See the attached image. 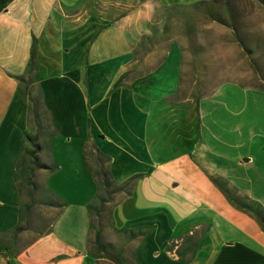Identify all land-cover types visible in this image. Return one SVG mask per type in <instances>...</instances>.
<instances>
[{"label": "crops", "instance_id": "1", "mask_svg": "<svg viewBox=\"0 0 264 264\" xmlns=\"http://www.w3.org/2000/svg\"><path fill=\"white\" fill-rule=\"evenodd\" d=\"M143 1L0 0V264H117L99 254L98 229L123 264H264V226L255 215L264 214V26L263 34L246 28L251 56L240 46L244 60H258L260 82L217 72L205 82L212 89L197 96L184 86L202 75L190 78L180 41L161 59L158 48L151 51L146 57L158 60L150 69L135 45L151 32L156 11L200 0ZM189 48L190 63L206 51ZM35 95L44 108L40 132L30 111ZM47 126L77 147L80 160H51L57 169L42 173L63 206L35 235L18 161L26 134L39 133L41 143ZM94 148L109 156L115 182L139 175L96 221L89 208L98 193ZM80 186L85 201L74 197ZM19 225L26 228L15 235Z\"/></svg>", "mask_w": 264, "mask_h": 264}, {"label": "rangeland", "instance_id": "2", "mask_svg": "<svg viewBox=\"0 0 264 264\" xmlns=\"http://www.w3.org/2000/svg\"><path fill=\"white\" fill-rule=\"evenodd\" d=\"M144 0L143 2H145ZM223 5V14L225 18L228 20L230 26L227 24L222 23L221 21H217L212 19L210 16H207L206 13H199L198 17L196 18V26L198 28L197 34H194V38L196 42H199L198 44H202V49L206 50L201 53V59L199 61H193L190 63L191 55L189 54V51L191 50L189 48V39L188 37L183 33L182 30L185 28L183 27L180 29L178 26V21L175 22V26L173 25L172 33H173V40L180 41L182 46L185 49L186 52V69L190 72V78L192 79V74H195L196 72L200 73L202 76H198L195 78L198 80V84L194 85H185L184 89L186 93L193 92L194 89H196V95L199 96L203 93L209 92V90L212 89V85L205 84L206 81H214L217 79L216 73H222V76L227 71L230 78H233L237 75H243V79L246 82L250 83H258L260 82V77L258 75V70L254 67L253 63L251 61L244 60V52L241 49V45L238 44L235 41V37L233 33H231L229 30L232 29L231 25L234 24L242 27L240 25V21L244 22L242 19L248 20L245 21L244 24H248V26H245L246 28H253L261 31H263L264 26V4L262 3V0H221ZM227 2V3H226ZM120 7V8H119ZM125 6H117V11H123L122 10ZM122 8V9H121ZM165 8L156 11L152 19L150 20V24L154 21V18L157 14L162 15L164 14ZM230 13L232 16H230ZM120 14V13H119ZM123 15V14H122ZM149 24V26H150ZM243 25V23H242ZM178 28V29H177ZM228 29V30H227ZM151 32L149 34H145L142 37H140L137 40V43L135 45V50L137 49V53L135 51L136 56L139 58V61L141 63H144L145 60L151 59L152 61H146L144 63V69H150L153 67L158 59H161L162 56L165 54L167 47L170 45L171 40H160V42L155 43V45L149 43V45L144 44L142 45L140 41L145 37L149 35H154V30L152 29V26H150ZM222 30H225L222 32ZM155 48L159 49V56L158 59H152L151 57H146L151 51H153ZM217 52V54H216ZM224 52H227L226 59L216 60L214 59L215 56H220L221 54H224ZM146 57V58H145ZM225 57V55L221 56ZM192 60V59H191ZM141 63H139V66H141ZM189 63L191 66H189ZM143 69V70H144ZM227 69V70H225ZM223 71V72H221ZM142 73V68H136L133 69L131 73H129L131 76H136L138 74ZM194 77V76H193ZM201 82V83H200ZM36 96V95H35ZM39 96V95H38ZM36 96V115L40 113L39 118H37V132H40L42 130V127L44 126L43 117H44V108L39 102V97ZM39 103V104H38ZM35 116V113H34ZM33 121V119H32ZM47 133H43V139L41 140V143L44 145L43 152L40 153V160L51 162V160H80L78 159V149L75 145L71 147V145L66 144L70 147L65 146V142L62 138L58 137V134H55V130H52L51 127H46ZM48 135V136H47ZM54 136V141L50 144L48 141V137ZM75 146V147H74ZM91 150V149H90ZM53 152V155H52ZM41 172V173H40ZM47 174V170L45 169H36L35 173L33 174V179L36 184V195L34 197V203L31 207H33V213L31 214L29 218V226L30 228H35L36 232L35 235H40L48 230V227L53 222L55 216L57 215V210H60L62 208V203L60 198L55 196H51L50 191L48 189L47 184L45 182V175L43 176L42 173ZM49 173V172H48ZM64 177L68 178V176L63 175ZM41 178V180H40ZM19 182L22 187V197L23 200L26 203H30L31 199L29 196V190L30 186L26 183V178L24 173L19 174ZM67 182L66 184L70 183ZM60 187V186H59ZM61 189V188H60ZM66 190V188H65ZM65 190L64 193H65ZM84 190V191H83ZM233 192L235 191L232 189ZM75 198L80 199L81 201L86 200V189L83 186H80L78 190H75ZM236 195V193H233ZM68 199H71L69 196L71 194H66ZM121 194L119 192L113 193V201H110V204H113L115 201H118L120 199ZM234 197V196H233ZM235 199V198H234ZM240 204H246L244 202H240ZM111 206V205H110ZM252 208H256V206L251 205ZM106 209V208H105ZM30 210V208H29ZM28 210V211H29ZM53 210V211H52ZM110 209L107 207V211ZM29 214V213H28ZM27 214V216H28ZM109 214V213H108ZM94 220H102L101 217H95ZM117 234L115 231L110 230L108 232V239L113 240L114 237H116ZM104 239L105 238L104 236ZM173 244V243H172ZM97 248L96 246H94ZM99 254L109 256L104 251L97 249Z\"/></svg>", "mask_w": 264, "mask_h": 264}, {"label": "trees", "instance_id": "3", "mask_svg": "<svg viewBox=\"0 0 264 264\" xmlns=\"http://www.w3.org/2000/svg\"><path fill=\"white\" fill-rule=\"evenodd\" d=\"M262 3L264 4V0H262ZM164 10V14H157L154 18V21L150 24V26H152V29L154 30V35H149L148 37L145 36L140 41L142 45H149V43L155 45V43L160 42V40H173L174 36L172 33V28L173 25L175 26V22L178 21V27L180 29H182L183 27L185 28L182 31L188 37L190 46L197 51L199 47H203L202 44H198L199 42H196L194 38V34H197V32L199 31L196 26V18L198 17L199 13H206V15L210 16L212 19L221 21L222 23L230 26L228 20L223 14V5L221 0H200L193 4H174L166 7ZM230 16H232L231 13ZM239 23L242 27L235 25L234 22V24L231 25V28L234 30L235 37L239 41L240 45L244 47L245 51L251 56L253 53L252 48H254L251 47L250 42L252 40V36L250 35V33H248V29H246L244 24L242 25L243 22L240 21ZM173 41H171L170 43H172ZM135 51L137 53V49ZM195 56H197L196 61H199L201 57L199 51H197V54H195ZM251 63H253V65L255 66L258 63V60L252 59ZM132 71L133 70H130L128 74ZM124 77L125 75H122L115 82L114 87L118 86L122 82ZM28 93L29 92L27 91V88H25V96H27ZM30 101L32 104L34 103L33 98H30ZM35 109H30L32 113H35V116L33 115L32 117L34 121L39 118V116L36 115ZM39 137V133L26 134L28 145L26 146L24 153L20 156L18 161L19 174L24 173L26 183L28 184V186H30L29 196L31 202L25 205L26 209L31 208L34 203L36 184L33 179V174L35 173L36 169H45L48 172H52L57 169V164H55L54 162H46L40 160V153L43 152L44 145L39 142ZM94 149L95 150H90V168L97 179L98 193L94 200L89 204V208L92 215H94L95 217H101L103 215L102 213L105 209V205L110 201H113V193H129L131 191L132 184L139 175H133L121 183L115 182L108 168V164L110 161L109 156L100 152L98 148ZM20 190L22 191L21 185ZM226 194L231 200H234V198L230 194H228L227 192ZM246 205L244 207H248ZM255 215L264 226V214L257 212L255 213ZM25 228L26 226L24 225L17 226L15 229V235L23 231ZM95 241L97 246L107 254H109L117 262V264H123L121 253L114 250L111 246L102 241L101 229H98L96 231Z\"/></svg>", "mask_w": 264, "mask_h": 264}]
</instances>
